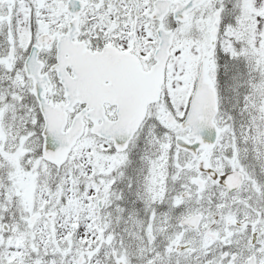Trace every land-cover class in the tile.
<instances>
[{
	"label": "snow or ice",
	"instance_id": "snow-or-ice-1",
	"mask_svg": "<svg viewBox=\"0 0 264 264\" xmlns=\"http://www.w3.org/2000/svg\"><path fill=\"white\" fill-rule=\"evenodd\" d=\"M0 264H264V0H0Z\"/></svg>",
	"mask_w": 264,
	"mask_h": 264
}]
</instances>
